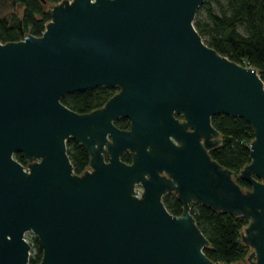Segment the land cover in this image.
Segmentation results:
<instances>
[{"label":"water","instance_id":"95a60500","mask_svg":"<svg viewBox=\"0 0 264 264\" xmlns=\"http://www.w3.org/2000/svg\"><path fill=\"white\" fill-rule=\"evenodd\" d=\"M203 2L60 0L39 36L0 41V264H29L26 232L41 243L37 264H222L204 253L191 203L244 217L246 260L264 264V82L203 40ZM100 86L118 90L89 112L61 101ZM220 113L253 130L239 172L249 188L209 153ZM70 137L89 156L80 174Z\"/></svg>","mask_w":264,"mask_h":264},{"label":"trees","instance_id":"16d2710c","mask_svg":"<svg viewBox=\"0 0 264 264\" xmlns=\"http://www.w3.org/2000/svg\"><path fill=\"white\" fill-rule=\"evenodd\" d=\"M59 1L0 0V41H18L27 34L39 36L49 20V8L45 6ZM216 7L217 11L210 1L204 0L196 11L195 28L219 54L255 67L264 82V0H220ZM5 8H10V13H3ZM117 90V87L100 86L73 91L65 94L61 101L78 113H86L101 107ZM211 120L221 136V144L209 151L211 157L232 170L234 180L242 189L249 188L250 184L239 178V172L250 162L249 144L254 138L250 124L243 118L222 113L213 115ZM114 124L124 129L129 121L122 117ZM66 146L75 173H82L89 163L85 147L72 137L66 141ZM14 157L26 163L21 153H15ZM121 159L130 162V154L122 153ZM162 200L171 214L182 213V204L175 194L167 193ZM190 211L209 241L204 247L207 257L222 264H235L247 258L251 249L241 240L248 223L244 217L196 203L190 204ZM29 243L32 252L29 264H37L42 255L41 243L35 235L30 236Z\"/></svg>","mask_w":264,"mask_h":264},{"label":"rangeland","instance_id":"374dc122","mask_svg":"<svg viewBox=\"0 0 264 264\" xmlns=\"http://www.w3.org/2000/svg\"><path fill=\"white\" fill-rule=\"evenodd\" d=\"M208 1L211 2L212 7L214 8V10L217 11V10H218L217 7H216V5H217V1H220V0H208ZM52 4H53V3H51V4H47L45 7L50 8ZM10 11H11L10 8H5L2 12L7 14V13H10ZM196 15H197V14H196ZM196 15H195V16H196ZM202 16H204V15H202ZM197 17H200V16H197ZM202 38H203L204 41L207 40V37H206V36H204V37H202ZM31 235H33V233L30 232V235H29V236H31ZM31 254H32V252H31ZM243 263L248 264L246 258H245L243 261H241V262H237L236 264H243Z\"/></svg>","mask_w":264,"mask_h":264},{"label":"flooded vegetation","instance_id":"af4514ba","mask_svg":"<svg viewBox=\"0 0 264 264\" xmlns=\"http://www.w3.org/2000/svg\"><path fill=\"white\" fill-rule=\"evenodd\" d=\"M180 118H182L181 116H179ZM122 118V117H121ZM124 118V117H123ZM127 119V118H126ZM128 121H129V119H128ZM119 128V127H118ZM129 128V126L127 127V128H124V129H128ZM121 129V128H120ZM15 153H21V152H15ZM14 153V154H15ZM22 154V153H21ZM23 155V154H22ZM14 156V155H13ZM24 157V156H23ZM131 157V156H130ZM15 158V157H14ZM16 159V158H15ZM24 159H25V157H24ZM17 160V159H16ZM26 160V159H25ZM131 160V159H130ZM20 162V161H19ZM21 163V162H20ZM22 165H24V166H27V164H28V161L26 160V163L25 164H23V163H21Z\"/></svg>","mask_w":264,"mask_h":264},{"label":"built area","instance_id":"2783aa9c","mask_svg":"<svg viewBox=\"0 0 264 264\" xmlns=\"http://www.w3.org/2000/svg\"><path fill=\"white\" fill-rule=\"evenodd\" d=\"M30 232H26L25 233V239L29 242V239H30ZM30 244V243H29ZM30 256H31V249H30Z\"/></svg>","mask_w":264,"mask_h":264}]
</instances>
